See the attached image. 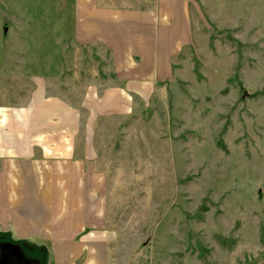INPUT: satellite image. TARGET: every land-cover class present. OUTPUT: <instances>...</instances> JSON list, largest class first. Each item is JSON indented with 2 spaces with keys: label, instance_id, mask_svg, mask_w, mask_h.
Instances as JSON below:
<instances>
[{
  "label": "rangeland",
  "instance_id": "obj_1",
  "mask_svg": "<svg viewBox=\"0 0 264 264\" xmlns=\"http://www.w3.org/2000/svg\"><path fill=\"white\" fill-rule=\"evenodd\" d=\"M145 1L123 9L172 24L168 3ZM183 1L187 21L161 51L170 71L143 84L132 73L127 98L113 96L130 76L118 53L75 40L77 0H0V108L28 105L44 86L36 95L76 99L70 83L89 80L91 103H103L86 117L114 264H264V0ZM126 44L122 54L134 51ZM111 92L119 113L108 112Z\"/></svg>",
  "mask_w": 264,
  "mask_h": 264
},
{
  "label": "crops",
  "instance_id": "obj_2",
  "mask_svg": "<svg viewBox=\"0 0 264 264\" xmlns=\"http://www.w3.org/2000/svg\"><path fill=\"white\" fill-rule=\"evenodd\" d=\"M123 1L77 0L79 17L74 20L77 42L113 48L127 68L125 74H130L129 82L114 84L116 94L111 92L108 103L113 114L119 111L112 94L121 96L125 90L130 98L136 93L137 75L132 73L141 69L143 84L158 71L163 75L170 71L167 52L173 47L164 42H176L178 23L187 21V1L170 5L164 0L170 26L149 11L127 12ZM130 41L134 51L122 54ZM133 53L138 60L134 68L125 64ZM117 68L113 73L125 79ZM90 88L89 80L70 83V92H80L76 99L36 95L44 86L25 107L0 108V264H114L108 252L114 233L108 217L107 175L89 147L86 117L91 107L103 103L98 97L91 103L86 91ZM94 112L95 117L101 114L100 109Z\"/></svg>",
  "mask_w": 264,
  "mask_h": 264
}]
</instances>
